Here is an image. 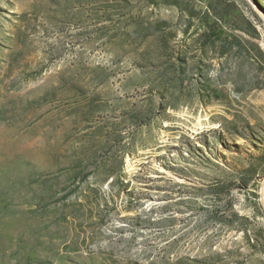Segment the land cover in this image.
Wrapping results in <instances>:
<instances>
[{"label": "rangeland", "instance_id": "1", "mask_svg": "<svg viewBox=\"0 0 264 264\" xmlns=\"http://www.w3.org/2000/svg\"><path fill=\"white\" fill-rule=\"evenodd\" d=\"M264 0H0V264H264Z\"/></svg>", "mask_w": 264, "mask_h": 264}, {"label": "water", "instance_id": "2", "mask_svg": "<svg viewBox=\"0 0 264 264\" xmlns=\"http://www.w3.org/2000/svg\"><path fill=\"white\" fill-rule=\"evenodd\" d=\"M262 200H263V203H264V189H263V192H262Z\"/></svg>", "mask_w": 264, "mask_h": 264}]
</instances>
